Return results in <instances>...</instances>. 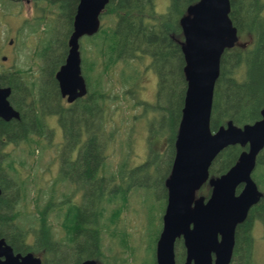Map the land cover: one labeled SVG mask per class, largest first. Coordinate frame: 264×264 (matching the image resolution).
<instances>
[{
	"label": "trees",
	"instance_id": "obj_1",
	"mask_svg": "<svg viewBox=\"0 0 264 264\" xmlns=\"http://www.w3.org/2000/svg\"><path fill=\"white\" fill-rule=\"evenodd\" d=\"M45 1L57 6L63 20L61 27L65 25L63 15L69 21V29L62 44L60 37L58 38L59 45L63 47L62 55L56 61L49 60L51 64L47 62L46 67L41 68V77L46 78V82L38 86L36 91L34 83L25 82L23 71L0 75V85L10 88L8 101L20 116L19 120L8 122L0 119V239L15 254L31 253L41 259V264H82L85 261L113 264L120 261L115 256H110V247L103 249L102 237L106 234L109 239L118 241L119 235L123 233L115 225L117 214L110 215L112 203L109 199H104L113 190L109 183L111 180L114 183V179L109 173L106 158L108 145L114 135L105 129L107 114L99 104L105 101L99 91L100 78L97 76L91 82L86 72L88 82L84 75L83 77L87 89L92 87L96 92L91 93V89L86 97L72 105H62L63 99L53 74L67 50V40L72 31L78 0ZM198 1L166 0V14L156 18L153 0H109L103 15H111L113 25L100 29L92 38H86L91 41L92 48L94 47V55L99 54L102 59V73L113 71L120 63L144 64L145 61L155 73L158 82L155 102L157 107L154 109L157 108L161 115L160 121L167 125L170 135L169 140L166 139V147L170 151L165 162L168 168L166 167L167 171L161 180L162 186L171 170L174 141L186 91L184 59L181 53L183 38L179 20L185 15L186 9ZM6 2L1 0V7ZM229 2V19L237 30L238 42L232 49L225 50L220 58L219 76L214 86L210 114L212 132L229 121L237 127L259 121L260 112L264 108V0ZM44 26L46 34L51 33L53 23L46 22ZM62 29L58 32L59 36ZM241 38H245L246 42L240 41ZM50 44L48 42L47 45H42V51L36 56L41 59L47 56ZM80 51L86 61L82 60V65L88 66L90 73L95 67L94 62H88L84 46H80ZM122 73L120 72L119 77ZM133 74L135 72H128L122 80L120 78V82L123 85L134 82L136 78ZM53 105L56 106L55 110H52ZM50 117L56 119L62 137V141L56 145L58 178L47 188V198H42L46 194L43 195V190L39 188L42 193L39 195L36 192L33 201L35 210L30 211L25 208L29 205L24 204L27 193L33 192L31 182L22 177L25 160L16 163L6 149L22 144L27 147L26 158L32 159L36 148L42 156L45 150L42 142L49 134L43 121ZM151 134L156 136L154 132ZM243 150L239 146L222 150L210 166V177L225 174L237 162ZM155 157L156 155L152 156L145 165L134 171L154 175L158 167ZM17 164L20 168L16 167ZM120 165L122 175L129 173L127 166L122 163ZM129 179L130 175L127 179L129 187L126 189L132 185ZM252 179L262 196L250 209L246 220L235 230L230 264H257L253 261V229L255 223H259L264 231V150L256 158ZM68 183L71 186L70 193L67 191L65 195L61 194L60 187H65ZM117 184L116 188L122 190ZM163 189L166 195V190ZM57 194L62 199L56 200ZM77 194L78 202L73 204V197ZM116 194L115 191L110 195ZM52 217L58 221L59 237L50 224ZM177 258V264H180L179 258L183 263L184 259L179 253Z\"/></svg>",
	"mask_w": 264,
	"mask_h": 264
},
{
	"label": "water",
	"instance_id": "obj_2",
	"mask_svg": "<svg viewBox=\"0 0 264 264\" xmlns=\"http://www.w3.org/2000/svg\"><path fill=\"white\" fill-rule=\"evenodd\" d=\"M108 2L78 0L66 58L55 74L60 96L66 98L67 103L87 93L81 75L79 40L99 31V17ZM229 13V0H199L189 6L179 20L186 91L174 142V160L164 182L167 201L156 243L155 264H176L177 239H182L185 250L182 264H230L235 230L262 196L252 173L256 158L264 149V108L260 120L252 124L237 127L229 121L215 132L210 130L220 58L238 42ZM10 94V88L0 86V119L5 122L19 119V113L8 101ZM230 146L246 150L225 174L210 177L213 160ZM205 184L210 188L208 197H197ZM0 264H41V259L31 253L15 254L0 239ZM82 264L97 263L85 261Z\"/></svg>",
	"mask_w": 264,
	"mask_h": 264
},
{
	"label": "rangeland",
	"instance_id": "obj_3",
	"mask_svg": "<svg viewBox=\"0 0 264 264\" xmlns=\"http://www.w3.org/2000/svg\"><path fill=\"white\" fill-rule=\"evenodd\" d=\"M10 1L14 3L7 1L4 7L0 5V57H10L5 63L0 60V75L14 73L18 70L23 71L26 76L25 82L28 84L34 83L37 91L38 86L43 84L44 81L46 82V78L41 77V73H43L41 68L46 67L49 60L50 62L58 60L63 53V47L59 45L58 38L60 37L62 44V39L69 29V21L63 15L65 25L61 27L63 20L59 15L60 12L56 5L50 4L48 1ZM153 1L154 16L157 18L165 15L168 8L166 0ZM39 19H42V21H39ZM100 21V29L113 25L111 15L102 14ZM46 22L53 23L49 34L44 31ZM18 28L19 32L15 35V29ZM61 28H63V32L59 36L58 32ZM86 38L88 37L80 39L79 45L84 46V54L88 58V62H94L95 67L89 73L88 66L83 64L82 72L84 77L88 72V79H91V82L97 76L100 78L99 91L103 94V100L105 101L99 104L104 107L105 114H107L105 129L108 133L114 135L112 142L108 145L106 164L109 166V173L112 174L111 176L114 179V183L113 180L107 181V183L110 181L109 184L113 189L109 193L113 194L116 191L117 194H107V198L104 197V199H109V202L112 203L110 215L117 214L115 225L123 233V235H119L118 241L109 239V236L104 234L102 237L103 249L110 247V256H115L116 260L120 261L113 264H155L156 243L162 229V217L166 207V196L161 180L168 168L165 162L168 160L170 151L166 147V139L170 136L168 135L169 130L167 125L162 120L160 121L161 115L158 114L157 108L154 109L155 106L157 107V104H155L157 77L147 61L144 64L120 63L113 71H109L107 74L102 73V59L99 54L98 56L94 55V47L92 48L91 41L86 40ZM10 39H14L11 48L8 46ZM240 41L246 42V39L241 38ZM48 42L51 44L47 56L42 57L43 59L37 57L36 54L42 51V45H47ZM66 54L67 50L53 76H55L59 67L64 64ZM82 60L85 61L83 52ZM120 72L123 73L119 77ZM128 72H135L133 76L136 79L132 83L123 85L120 78L122 80V77L127 76ZM88 79H86L87 82ZM91 89H88V91H91ZM94 92L96 91L92 89L91 93ZM62 105H67L65 100H62ZM55 108L56 106L53 105L52 110H55ZM43 122L49 130V134L42 142V145L45 146L42 156L38 154L37 148L31 147L35 150L36 156L34 154L32 159L26 158L27 147L22 144L12 145L6 149V152L14 158L16 163L25 160L22 177L28 178V181L31 182L30 186L33 192L27 193L24 204L29 206L23 207L28 208L30 211L35 210L33 201L36 192H39V188L43 190V195L46 194L47 188L56 182L55 180L58 178L59 162L57 160L56 145L62 141L60 129L53 117L45 119ZM150 132H154L157 137ZM155 155V160H158L156 164L158 167L154 175L134 171L145 165ZM120 163L127 166L126 169L129 170V173L126 172L125 175L120 173L122 168ZM16 167L20 168L18 164ZM129 175V183L132 185L129 189H126V187H129L127 183ZM116 184L125 191L116 188ZM70 187L68 183L65 187H60L59 192L63 195L67 191L70 193ZM209 192L210 188L205 184L199 190L197 196L207 198ZM40 193L42 192H39V195ZM42 198H47V194ZM57 198L58 200L62 199L60 194H57L56 200ZM73 198V204H77L78 194ZM101 199H103V196ZM50 224L54 227L56 236L59 237L60 227L58 221L52 217L50 218ZM253 237V261L257 264H264V231L259 223L257 225L255 223ZM119 245L124 247L125 250ZM174 253L176 264L178 253L184 259L185 250L182 239L175 242ZM179 262L182 263L180 258Z\"/></svg>",
	"mask_w": 264,
	"mask_h": 264
},
{
	"label": "flooded vegetation",
	"instance_id": "obj_4",
	"mask_svg": "<svg viewBox=\"0 0 264 264\" xmlns=\"http://www.w3.org/2000/svg\"><path fill=\"white\" fill-rule=\"evenodd\" d=\"M6 1L11 2L10 0H6ZM11 3H14V2H11ZM18 32H19V28H18L17 30L15 29V35H17ZM13 40H14V39H13ZM13 40L10 39V40L8 41V46H9V48L12 47ZM16 42H17V39H16ZM9 59H10L9 56H2V57H0V60H1L2 63L7 62ZM64 100H65V99H64ZM65 102H66V100H65ZM67 105H68V104H67ZM71 105H72V104H71Z\"/></svg>",
	"mask_w": 264,
	"mask_h": 264
}]
</instances>
